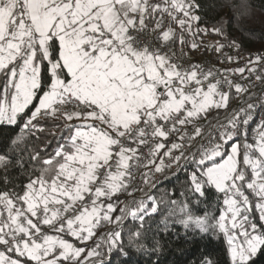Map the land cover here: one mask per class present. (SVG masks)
<instances>
[{"label":"snow or ice","instance_id":"snow-or-ice-1","mask_svg":"<svg viewBox=\"0 0 264 264\" xmlns=\"http://www.w3.org/2000/svg\"><path fill=\"white\" fill-rule=\"evenodd\" d=\"M231 7V19L209 28L196 0H0V126L18 129L0 151V264L159 253L155 237L145 248L143 230L165 203V235L179 224L185 235L222 236L229 264L264 254V116L253 126L264 97L232 106L252 85L229 75L264 82V54L235 69L185 64V49L239 53L226 27L250 6ZM210 33L228 42L203 44ZM45 133L53 139L37 151L31 138ZM181 171L190 200L146 191ZM129 218L139 227L125 243Z\"/></svg>","mask_w":264,"mask_h":264},{"label":"trees","instance_id":"trees-1","mask_svg":"<svg viewBox=\"0 0 264 264\" xmlns=\"http://www.w3.org/2000/svg\"><path fill=\"white\" fill-rule=\"evenodd\" d=\"M200 5L197 14L201 16L200 26L221 27L225 20L231 19L233 13L232 5H240L242 0H196ZM250 6L247 14L244 15L239 25L235 22L227 25L226 31L229 39L238 41L242 48L239 53L234 47L225 48L222 52L216 53L214 51L206 50L201 47L195 51L185 49L189 55H200L217 57L218 60L224 58V54L232 57L239 56V61L228 63L225 59L221 63L226 67H241L244 63L248 62L251 56L264 54V0H246ZM241 11L239 8L236 12ZM261 17L258 19V17ZM254 33L255 35H248L247 33ZM203 44L210 45V40L213 39L212 34L201 35ZM222 43H227V40H222ZM18 133V129L10 126H0V151L3 150V145L10 142L11 138ZM41 139L36 140L32 137L31 140L35 141L37 151H41L45 147L46 139L52 140L48 134H38ZM53 144H48L47 148L50 151ZM27 167V165H26ZM2 175V173H0ZM12 177H19L17 183L26 182V178L20 175L18 168L10 170ZM186 180V173L181 172L177 176H170L164 179L162 183L150 194L157 199L163 198L167 201L170 198L176 200H183L187 197L191 199L190 193L184 185ZM3 187V182L0 181V188ZM185 193V197L181 196V192ZM161 213L154 214L152 218L146 217L145 229L146 237L143 238L145 248L150 250L153 245V238L159 239L162 248L159 253L152 251L136 252L133 248L127 247L125 251L128 255L125 257L119 251H114L111 254V264H206V261H211V264H229V257L227 254V245L222 236H202L200 234L193 235L192 233L184 234L182 227L179 224H170L174 231H170L167 235L159 229L163 228L160 223L163 215L167 214L168 204H161ZM195 208V205H193ZM203 205L198 209V213L202 214ZM125 225V243H127L128 230H135L139 227V223L132 221L130 218ZM107 230V229H105ZM254 264H264V254L258 255L255 258Z\"/></svg>","mask_w":264,"mask_h":264},{"label":"built area","instance_id":"built-area-1","mask_svg":"<svg viewBox=\"0 0 264 264\" xmlns=\"http://www.w3.org/2000/svg\"><path fill=\"white\" fill-rule=\"evenodd\" d=\"M189 63H199L201 65H203L205 68H216V69H235L238 67H226L223 66L217 57H211V56H201V57H193L190 56V59L185 61V64H189ZM247 63V62H246ZM246 63H244L242 66H244ZM259 69H264V62H262L260 65L257 66ZM259 74V72L257 73ZM230 78L235 81L236 83H240L241 85L244 86H248V85H252L251 87L248 88V91L241 94L240 96H238L236 99L234 100H230V104L232 106H241V102L247 100L248 102L251 103H259L260 98L264 97V82L261 81H257L255 78V75L252 76H248L247 71H245L244 76H247V79H244L240 74H236V75H231V73H229ZM222 79V77H221ZM226 90V89H225ZM234 92V89H233ZM255 94V95H253ZM249 96H252L251 100H248ZM244 107H246V104L243 105ZM264 116V109L258 107L256 109V112L254 113L253 116V126H255L256 123L259 122L260 118ZM201 123H204V121H201ZM182 172V171H181ZM181 172L177 173L180 174ZM160 174H157V176H159ZM175 175V176H177ZM164 179H160L157 182V185L155 188L150 189V190H146L148 191L149 194H151L163 181ZM141 195V193H137V196ZM122 199H128L127 197H122ZM128 220V219H127ZM127 220L124 221V224L127 222ZM108 230V229H107ZM105 229H101L100 231H107Z\"/></svg>","mask_w":264,"mask_h":264},{"label":"rangeland","instance_id":"rangeland-1","mask_svg":"<svg viewBox=\"0 0 264 264\" xmlns=\"http://www.w3.org/2000/svg\"><path fill=\"white\" fill-rule=\"evenodd\" d=\"M259 18H261L260 16L258 17V19ZM212 37H213V39H211L210 41V45H212V44H214L217 40H219V38L220 37H218V36H216V35H213L212 34ZM189 56H193V57H201L200 55L198 56V55H189ZM208 56H210V55H208Z\"/></svg>","mask_w":264,"mask_h":264}]
</instances>
